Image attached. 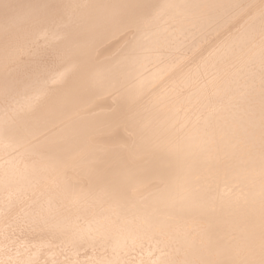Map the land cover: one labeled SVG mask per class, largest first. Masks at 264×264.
I'll return each mask as SVG.
<instances>
[{"label": "bare ground", "instance_id": "obj_1", "mask_svg": "<svg viewBox=\"0 0 264 264\" xmlns=\"http://www.w3.org/2000/svg\"><path fill=\"white\" fill-rule=\"evenodd\" d=\"M261 7L0 0V264H262ZM69 34L90 83L17 84Z\"/></svg>", "mask_w": 264, "mask_h": 264}, {"label": "snow or ice", "instance_id": "obj_2", "mask_svg": "<svg viewBox=\"0 0 264 264\" xmlns=\"http://www.w3.org/2000/svg\"><path fill=\"white\" fill-rule=\"evenodd\" d=\"M260 16L264 22V0H261ZM48 15L41 18V23H57L62 24L63 18L57 14V5H45ZM130 7L134 11H139L148 7L147 4H131ZM261 37L264 39V27L261 29ZM30 46H34L36 50V60L26 66L19 74L17 79L18 85L29 86L34 83L43 82L47 85L48 81L56 83L59 80L63 86L66 96L77 95L86 83H90L92 75L87 65L80 59V51L73 43L71 34L68 36V43L63 49H53L51 51L42 48L36 41H30ZM55 65V67H53ZM120 104V101H117ZM124 105L120 104L119 113L113 115L110 127L119 128L121 126L129 127V125L121 120L120 113L123 112ZM133 131L130 134L135 135L134 125L131 126ZM264 264V262H262Z\"/></svg>", "mask_w": 264, "mask_h": 264}]
</instances>
